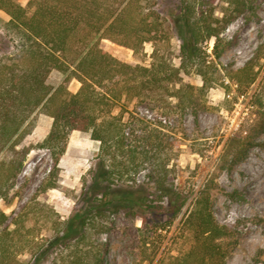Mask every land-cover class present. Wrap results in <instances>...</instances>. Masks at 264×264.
<instances>
[{
	"label": "rangeland",
	"instance_id": "1",
	"mask_svg": "<svg viewBox=\"0 0 264 264\" xmlns=\"http://www.w3.org/2000/svg\"><path fill=\"white\" fill-rule=\"evenodd\" d=\"M18 1L27 5L29 0ZM204 2L216 5L217 15L227 4L225 0ZM151 4L163 17L164 40L145 42L138 51L106 38L101 45L121 61L146 66L158 48L179 66L181 45L189 35L180 17L183 0H151ZM253 5L222 33L221 56L210 57L226 76L215 86L202 88L200 74L181 71L183 81L194 86L191 101L135 95L115 104L113 113L122 115L129 130L127 141L136 154L131 169L113 187L104 178L108 166L99 154L100 141L89 131L73 129L65 153L55 164L50 150L41 145L53 117L35 110L21 129L25 133L15 140L17 148L28 150L0 196V211L8 215L3 226L13 227L12 221L32 198L48 203L56 218L63 220L86 212L96 196L111 190L109 197L121 209L111 231L102 236L108 247L105 264H174L177 256L181 264H264V0H254ZM9 18L0 8L1 62L16 43L8 37L5 44L4 23ZM205 44L212 53L214 38ZM66 75L53 70L48 81L57 86ZM80 86L77 78L68 82L71 92ZM9 156L5 148L0 160ZM158 163L168 169L161 191L154 172ZM208 187L214 217L230 233L220 240L219 258L203 259L196 252L185 262L183 257L198 243L184 220L194 199ZM140 196L153 200L162 212L136 204L132 198ZM182 200L185 205L175 217L172 202ZM20 259L21 264H50L52 254L27 252Z\"/></svg>",
	"mask_w": 264,
	"mask_h": 264
},
{
	"label": "trees",
	"instance_id": "2",
	"mask_svg": "<svg viewBox=\"0 0 264 264\" xmlns=\"http://www.w3.org/2000/svg\"><path fill=\"white\" fill-rule=\"evenodd\" d=\"M225 1L222 14L217 15L216 5L183 0L180 17L189 35L181 45V64L174 66L155 48L146 66L119 60L101 41L110 39L138 51L145 42L164 40L163 17L151 0H29L27 5L0 0V8L10 16L4 23L5 44L8 37L16 41L4 62L0 61V153L5 148L10 153L0 160V196L23 164L28 148H17L15 140L37 109L53 117L41 145L50 150L55 164L65 153L73 129L89 131L100 141L99 154L108 166L104 178L109 187L116 185L131 169L136 153L127 141L129 130L122 115L113 113L115 104L135 95L164 100L176 96L181 103L189 102L194 86L183 81L181 71L200 74L202 88L226 77L210 57L221 56L222 33L234 18L254 7V0ZM212 38V53H208L205 43ZM53 70L67 74L57 86L48 81ZM127 75L128 79L120 77ZM72 78L81 82L77 92L68 89ZM154 172L161 191L166 164L158 163ZM209 193V187L200 191L184 220L198 243L183 257L185 262L196 252L203 259L219 258L220 240L230 233L227 225L215 219ZM110 194L111 190L104 191L86 212L63 220L37 198L28 201L12 221L13 227L3 226L8 215L0 211V264H21L20 255L27 252L52 254L50 264H105L108 247L102 236L111 231L121 209ZM132 199L151 212H162L148 197ZM184 205V200L172 202L175 217ZM141 218L146 222L144 215ZM148 242L145 237L144 244ZM175 260L174 264H181L182 258Z\"/></svg>",
	"mask_w": 264,
	"mask_h": 264
}]
</instances>
